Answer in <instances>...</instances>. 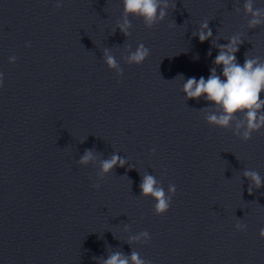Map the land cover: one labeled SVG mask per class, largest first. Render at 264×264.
<instances>
[{"label": "clouds", "instance_id": "1", "mask_svg": "<svg viewBox=\"0 0 264 264\" xmlns=\"http://www.w3.org/2000/svg\"><path fill=\"white\" fill-rule=\"evenodd\" d=\"M123 22L118 24L119 31L125 36H129L131 22L129 17L141 18L147 28L165 20L168 9H175L176 5L170 0H122ZM57 8L62 7L60 2L56 4ZM246 14L251 16L248 21L249 28H256L264 25V9L255 8L254 0H245L243 5ZM194 35L198 36L201 43L212 37V30L209 28L208 21L200 24V29ZM239 36L229 38L227 44L219 45V52L215 56L213 64L215 67L210 69V75L207 79L200 77L188 78L183 84V92L187 99H200L203 97L207 102L213 105L217 112H210L206 116L207 123L219 128H231L233 121L238 114H243V120L235 124V134L243 141L251 139L254 132L264 128V99L261 94L264 93V61L259 57L251 58L245 54L243 65L237 62L236 52L242 43ZM150 55V50L143 43L139 44L134 52L127 57L128 64L140 65ZM211 56V52L208 53ZM16 57L9 58V63H15ZM104 61L110 69H115L118 76L123 74L119 68L117 60L104 50ZM222 69L221 74H217L216 68ZM3 73H0V87L3 86ZM155 149H153V153ZM95 159V154L91 150H86L79 160L80 165H87ZM126 161L119 155L113 154L110 159L101 161V174H107L114 167L119 165L123 167ZM244 177L251 181L248 188L249 194L252 193V187L256 189L264 187L261 175L257 171L245 170ZM99 189L100 185L95 184ZM140 193L144 197H151L154 201V213L158 216L168 212L172 196L176 193L175 185L170 184L167 194L162 186H158L157 180L153 175L144 174L140 184ZM237 231H246L247 226L237 222L235 225ZM260 238L264 239V228L259 231ZM143 237L145 242L150 240L147 231L141 232L140 236L130 238L132 243ZM102 264H150V261L142 258L140 254L133 251L129 256L121 252L111 253Z\"/></svg>", "mask_w": 264, "mask_h": 264}]
</instances>
